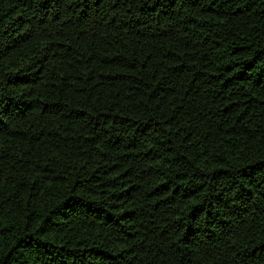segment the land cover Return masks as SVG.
Listing matches in <instances>:
<instances>
[{
	"label": "trees",
	"instance_id": "1",
	"mask_svg": "<svg viewBox=\"0 0 264 264\" xmlns=\"http://www.w3.org/2000/svg\"><path fill=\"white\" fill-rule=\"evenodd\" d=\"M0 264H264V0H0Z\"/></svg>",
	"mask_w": 264,
	"mask_h": 264
}]
</instances>
